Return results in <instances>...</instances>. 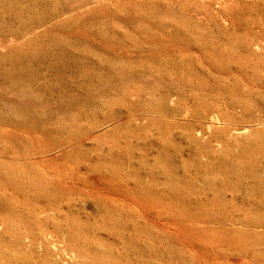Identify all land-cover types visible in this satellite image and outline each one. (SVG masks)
Returning <instances> with one entry per match:
<instances>
[{
  "label": "rangeland",
  "instance_id": "1",
  "mask_svg": "<svg viewBox=\"0 0 264 264\" xmlns=\"http://www.w3.org/2000/svg\"><path fill=\"white\" fill-rule=\"evenodd\" d=\"M0 264H264V0H0Z\"/></svg>",
  "mask_w": 264,
  "mask_h": 264
}]
</instances>
